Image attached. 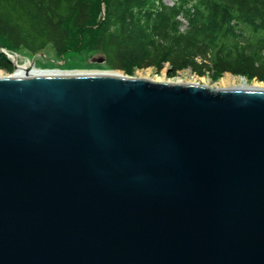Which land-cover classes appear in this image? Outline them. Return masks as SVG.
<instances>
[{
    "label": "water",
    "instance_id": "95a60500",
    "mask_svg": "<svg viewBox=\"0 0 264 264\" xmlns=\"http://www.w3.org/2000/svg\"><path fill=\"white\" fill-rule=\"evenodd\" d=\"M33 64L0 77V264H264V86Z\"/></svg>",
    "mask_w": 264,
    "mask_h": 264
},
{
    "label": "trees",
    "instance_id": "16d2710c",
    "mask_svg": "<svg viewBox=\"0 0 264 264\" xmlns=\"http://www.w3.org/2000/svg\"><path fill=\"white\" fill-rule=\"evenodd\" d=\"M0 48L56 57L101 51L131 75L168 64L264 81V0H0ZM0 68L11 72L0 52Z\"/></svg>",
    "mask_w": 264,
    "mask_h": 264
},
{
    "label": "rangeland",
    "instance_id": "374dc122",
    "mask_svg": "<svg viewBox=\"0 0 264 264\" xmlns=\"http://www.w3.org/2000/svg\"><path fill=\"white\" fill-rule=\"evenodd\" d=\"M47 56H37L35 59V68L36 69H60V70H93V71H103L107 68L106 65H96V64H87L84 62V54H69L64 57V62L62 63V59L56 57L51 49L46 50ZM91 53V52H89ZM31 57L26 52L21 51L17 53L18 63H23L27 60V57ZM0 71L4 76L12 75L15 71L12 70L11 72L1 69ZM123 73L122 70H119ZM133 77H142L148 79H155V80H172V81H190V82H199L201 84H206L210 87H220L218 84L219 78L212 79L210 75L205 74L204 76H198L193 73L189 68L182 69L176 71L173 75L167 74V66L165 65L161 70L157 71L153 67L136 69L133 74ZM237 76V75H234ZM255 82L261 83L264 81H258L255 78L251 79L250 84H255ZM226 87V86H225ZM224 87V88H225ZM228 87V86H227Z\"/></svg>",
    "mask_w": 264,
    "mask_h": 264
},
{
    "label": "bare ground",
    "instance_id": "6f19581e",
    "mask_svg": "<svg viewBox=\"0 0 264 264\" xmlns=\"http://www.w3.org/2000/svg\"><path fill=\"white\" fill-rule=\"evenodd\" d=\"M29 65H28V63H25V64H21L20 66H18L17 68H16V70H15V73H13V74H16V75H18V76H23V75H26L25 74V69L28 67ZM37 70L38 69H36V68H30L29 69V73L28 74H34V73H39V72H37ZM43 73H47V72H52L51 74H53V73H61V71L58 69H54V70H43L42 71ZM81 72H97V71H86V70H75V71H73V73H81ZM12 74V75H13ZM2 76H4L3 74H2V72L0 71V77H2ZM244 79L243 78H240L239 76H234V75H232V74H230V73H224L220 78H219V82H218V84L220 85V87L219 88H223V87H225V88H227V86L228 87H235V86H242L243 84H244V81H243ZM255 84L256 85H258V86H264V82L263 83H258V82H255Z\"/></svg>",
    "mask_w": 264,
    "mask_h": 264
}]
</instances>
